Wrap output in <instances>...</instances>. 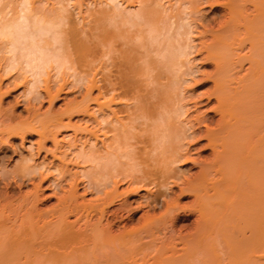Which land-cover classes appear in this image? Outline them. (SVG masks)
I'll return each mask as SVG.
<instances>
[{
    "label": "bare ground",
    "instance_id": "obj_1",
    "mask_svg": "<svg viewBox=\"0 0 264 264\" xmlns=\"http://www.w3.org/2000/svg\"><path fill=\"white\" fill-rule=\"evenodd\" d=\"M43 1H10L8 10V2L0 8V40L9 54L0 65V86L4 75L22 66L30 77L26 97L50 62L68 70L78 64L83 74L73 79L84 81V98L66 103L62 112L38 119L33 113L14 124L12 113L3 117L0 111V161L7 157L3 144L27 134L38 136L36 154L60 159L56 133L76 130L70 118L81 114L96 127H84L85 133L100 143L81 152L82 162L93 164L81 176L96 197L81 199L77 182L70 181L69 190L52 192L56 203L42 209L38 203L48 171L61 173L65 167L49 168L45 162L47 169L42 161L32 166L31 153L3 171L0 264H264V0H100L97 9L84 10L83 0H52L49 8ZM201 5L220 6V14L206 19ZM197 18L205 23L198 21L201 39L193 45ZM194 51L200 57L190 59ZM193 61L212 70L201 72ZM245 62L249 66L242 73ZM189 80L211 82L199 94L191 90L188 101L191 107L214 101L207 111L218 115L216 120L208 112L181 117L188 110L182 93ZM46 90L51 105L61 89ZM7 93L0 90V103ZM49 140L56 152L45 148ZM202 140L199 149H210L211 159L197 162L190 152ZM188 162L199 170L185 177L179 167ZM44 167L49 177L42 175ZM122 182L127 186L119 190ZM26 184L32 190L19 200L10 193L12 186ZM138 191H145L141 203L147 209L142 222L130 227L124 220L137 210L128 198ZM184 197L192 199L180 205ZM115 201L120 203L113 207ZM158 206L162 211L156 215ZM122 221L117 229L115 223Z\"/></svg>",
    "mask_w": 264,
    "mask_h": 264
},
{
    "label": "rangeland",
    "instance_id": "obj_2",
    "mask_svg": "<svg viewBox=\"0 0 264 264\" xmlns=\"http://www.w3.org/2000/svg\"><path fill=\"white\" fill-rule=\"evenodd\" d=\"M2 1V0H1ZM0 1V2H1ZM3 1H5V0H3ZM1 2V5H0V8L2 7V6H5L6 4H8L7 5V10H8V8H10L11 6H12V3H15V2H18V1H20V0H6L5 2ZM44 1H45V3H44ZM43 1V3H44V5H43V7H45V8H49L51 5V2H52V0L50 1V2H46V0H44ZM48 1V0H47ZM54 1V0H53ZM73 1V0H72ZM92 1V2H91ZM100 0H94V2H93V0H83V4H86L85 6L84 5H82V9L84 10V9H86L85 7L87 6V7H90L89 9H97V8H95V7H97L98 6V2H99ZM6 2H8V3H6ZM6 3V4H5ZM42 3V4H43ZM93 3V4H92ZM5 4V5H4ZM95 4V5H94ZM92 5V6H91ZM166 4H164V6H165ZM204 6V7H203ZM201 5V7H200V9H201V11L203 12H200V13H202L203 15H204V17H206V19L207 18H210V17H212V16H214L215 14L216 15H218V14H220V9L221 8H218V7H220V6H216V7H214L212 10H210L209 9V7H207V6H205V5ZM249 6V7H248ZM250 7H251V9H250ZM249 8V9H248ZM6 9V8H5ZM253 8H252V6L251 5H248L247 4V12H252V11H249V10H252ZM72 10V12H74V11H76V10H73V9H71ZM205 13V14H204ZM74 16H76V14H75V12L74 13H72ZM199 15L200 14H197V16L196 17H199ZM219 19H220V17H219ZM196 21H195V26H196V28H194V30H192L193 31V35L191 34L190 36L191 37H193L192 39L195 41H193V45H197L198 44V41H200L199 39H201V37H199L200 35L198 34V32L200 31V30H202V27L199 25V23L200 22H202V21H200L198 18L197 19H195ZM198 21H200V22H198ZM204 21V20H203ZM197 22V23H196ZM194 23V22H193ZM203 23V22H202ZM204 23H205V21H204ZM203 23V24H204ZM197 26H200V27H198V29H197ZM192 28V29H193ZM199 30V31H198ZM197 31V32H196ZM198 34V35H195V34ZM195 35V36H194ZM196 37V38H195ZM199 37V38H198ZM207 37V39L209 38L208 36H206ZM204 39H206L205 37H204ZM203 39V40H204ZM3 42L0 40V56H1V59L3 60L2 62H1V60H0V65H4V63H5V58H7L8 56H9V54H5V53H7V52H5L4 51V48L3 47H5V46H3L4 45V43L2 44ZM192 43V42H191ZM2 45V46H1ZM6 50V49H5ZM245 51H247V49H244ZM244 50L242 51V53H244ZM246 53V52H245ZM192 55V56H191ZM190 55V59H192V58H199L200 56L199 55H196V52L194 51L193 52V54H191ZM4 58V59H3ZM51 63V62H50ZM49 63V67L48 66H46L47 67V69L45 68V74H41L40 75V82L37 84L38 86H36L37 87V89L36 88H34V92L33 93H39V96H40V94H41V97H39V98H36V100H34V99H32V97H36V95L38 94H35V96H34V94L33 93H31V92H29L30 93V95L29 96H26L25 97V94L27 95V91H26V88L28 87L27 85H26V83H28V79L30 78L28 75V73L26 72L25 74H24V70H23V68H22V66H19V68H21L22 70H20L19 68H17V66H16V68L15 69H17V70H10V72L9 73H13V75L14 76H17V74H19V77L17 76L16 78H14V76L13 75H4V76H6V77H8L7 79H5V77L3 76V81H1V84L3 85H1L0 87V90L3 92H5V89H6V91L9 89V93H7V94H4L3 95V98L1 99V103H0V111H1V113L3 114V117H5L6 116V114L8 115V114H11L12 113V115H13V120L11 121V124H14L15 122L16 123H18V121L20 122V120H24L25 118H27V116H28V119H30V117H32L31 115H33V117H35V115L37 114L38 116L37 117H35V118H41V117H43V115L44 116H47V115H49V113H51V114H53L52 112H59V111H63L65 108L64 107H66L65 105H66V103H67V105H71V103L74 105L75 103H79V101L81 102V100H83V96H84V93H85V84H84V81H76L75 82V79H77L78 78V76L80 75H82L83 73H82V68H84L83 66H78V64H74L75 65V67L77 68H70L69 70H68V68H66V66L64 67H61L62 69H63V71H62V69L61 68H59V69H57V67H55L56 65L54 64V62L53 63H51L50 64ZM79 67H77V66ZM193 65L194 66H198V68H199V71H206V72H209V71H211L212 70V65L210 66V65H200L199 63H198V61H193ZM200 65V66H199ZM249 66V64L247 63V62H245L244 64H243V70L241 71L242 73H244L245 71H246V69H247V67ZM19 70L21 71V72H19ZM56 70H58V71H56ZM82 70V71H81ZM14 71V72H13ZM61 71V72H60ZM72 71V72H71ZM58 72V73H57ZM60 72V73H59ZM71 72V73H70ZM74 72L76 73V74H74ZM48 73V74H47ZM70 73V74H69ZM200 73V72H199ZM22 74L24 75V76H22ZM28 74V75H27ZM59 74V75H58ZM198 74V73H197ZM195 75L196 77H194V79H198L199 77H200V74H198V75ZM72 75V76H71ZM75 75V76H74ZM78 75V76H77ZM26 76V77H25ZM22 77V78H21ZM64 77V78H63ZM70 77H72V79L70 78ZM75 77V79H73ZM17 78H18V80H17ZM23 78L25 79V80H23ZM68 78V79H67ZM185 78H190V77H187V76H185ZM14 79H16V80H13ZM22 79V80H21ZM65 79H67V80H65ZM8 80H10V81H8ZM47 80V81H46ZM74 80V81H73ZM3 82V83H2ZM22 82H23V84H22ZM25 82V83H24ZM79 84H78V83ZM82 82H83V85H82ZM192 82H194L193 80H189V81H187L186 83H183V86H184V88L186 87V89H185V91L186 92H184V90H183V93H182V95H184L185 96V99L183 100L184 101V104L186 105V108H188V110H187V113H186V115L184 116V115H182L181 117H186V116H194V114L195 115H199L200 116V114L202 115L203 113H207V114H209V116H214L213 117V120H216L217 118H218V115H213V112L212 111H207L208 109H210V107H212V105L214 106L215 105V102L214 101H212L211 103H208V104H204L205 103V100H203V102H202V106L201 105H199L198 107H191V102H189L188 100H189V95H190V93H191V90H196L195 91V94H199V93H201L202 91H204L208 86H210L211 85V82L210 81H208V82H205V83H202L203 84V86L202 85H199V81H198V83H197V81H196V83L197 84H195V82L194 83H192ZM16 83V84H15ZM75 83V84H74ZM81 83V84H80ZM19 84V85H18ZM189 84H191V86L189 85ZM16 85H18L17 87H15ZM25 87H24V86ZM47 85V86H46ZM60 85H61V87L62 86H64V88L62 89V88H60ZM82 86H83V88H82ZM192 87V88H191ZM8 88V89H7ZM11 88V89H10ZM13 88V89H12ZM15 88V89H14ZM61 89V91L59 92V96L56 98V99H54L53 100V103L50 105L49 104V102L46 100L47 99V97H46V89H49L48 91H50L51 92V94L53 93H57L58 92V90L59 89ZM190 90V91H189ZM24 91H26V92H24ZM188 91V92H187ZM199 92V93H198ZM25 93V94H24ZM31 94H33V95H31ZM95 94H96V90H93L92 92H91V95L92 96H95ZM189 94V95H188ZM188 95V96H187ZM182 101V102H183ZM189 102V103H188ZM188 104V105H187ZM50 105V106H49ZM91 106H92V104H90V108H91ZM190 106V107H189ZM27 107V108H26ZM190 108V109H189ZM3 109V110H2ZM93 109H95L94 108V104H93V107H92V110ZM198 109V110H197ZM205 110V111H204ZM202 111V112H201ZM14 112V113H13ZM0 113V114H1ZM4 113H6V114H4ZM35 115H34V114ZM199 113V114H198ZM1 114V115H2ZM9 116V115H8ZM65 116V115H64ZM14 117H15V120H14ZM17 117V118H16ZM180 117V118H181ZM83 118V119H82ZM86 118L87 117H85V116H83V115H77V114H74L73 116H71V123L73 124V125H75L74 127H76V132H74V130L72 129V127H67V128H61V130H59V132H57L56 133V140H58L59 141V144L62 146V148H59L57 151H59V152H56V150L54 149L55 147H53V144H52V142H51V140H49V141H47L46 143H45V148L46 149H54L55 150V155L57 156V154H58V156H61V158L59 159V158H57L56 157V159H55V157H52V155H51V153L50 152H48L47 154L46 153H43V152H40L41 154H36L35 152H36V141H37V138H38V136L37 135H35V134H27L26 136H25V139L24 140H21L19 137H14V138H12V139H10V142L11 143H9V145L10 146H8V144H3L4 146L3 147H5V149L7 150V152L5 153V156H7L6 158H4L2 161H0V188H2V186H3V181L1 180V179H3V176H1V175H3V171H4V173H6V172H8V171H10V170H13L16 166H18L19 165V163H21V161H25V159L27 158L28 159V157H30V156H28V155H30L31 153H32V156H31V160L32 161H29V164H31L32 166H33V164L34 165H38V163L40 164V163H44V166H45V164L47 163V165L46 166H48L49 168H50V166H60V168H62L61 166H63V170L65 171H62L63 172V174H62V172L60 173H58V172H56V171H52V168L48 171L45 167L44 168H41V170H43L44 172V174L42 173V175L44 176L45 174H46V172L50 175V180H51V182H52V184H53V182L54 183H60V184H62L61 185V187L63 188L64 187V189H60L59 187H55V185L53 186L52 184H51V182H50V180L48 181H45V182H43V184H42V187H41V194L42 195H40V197L41 198H43L44 200H41V202H39L38 203V205H39V207L40 208H42V209H46V208H49L50 206H52V205H54L55 203H56V196H59V194L60 195H62L65 191H68L69 190V188H70V185L69 184H71V182H77V184H78V187H77V192H78V194L80 195V198L81 199H83L84 198V200H91L92 198L94 199L95 197H96V193H95V191L93 190H89V189H87V184H86V178H82L83 176H81V173H87V172H89V171H91V168L90 167H92V163H89V162H82V161H84L83 159H81L82 158V154H81V152H82V150H88L90 147H92L93 148V146H94V144L93 143H95V142H97V144L94 146V148H98V147H100V143H99V141H95L94 142V140H93V137L91 136V135H89L88 133H85L86 132V130H89V129H91V130H93V129H95L96 127H95V125H94V123L92 124V122H86L85 123V121L84 120H86ZM27 119V120H28ZM68 120V118L67 117H64L63 118V122H66ZM24 121H26V119L24 120ZM212 125V124H211ZM84 127H86V128H84ZM84 128V129H83ZM86 129V130H85ZM89 135V136H88ZM21 141H23V142H21ZM184 142H186V140H184ZM22 143V144H21ZM31 143H33L32 144V152L29 150V149H31L29 146L31 145ZM204 143H205V140H202V141H199V143L196 145V147H197V149L196 148H194V149H192L191 150V156L190 157H192V158H195L194 160H196L197 162H199L200 160H202V159H211V155H210V152H211V150L210 149H206V150H200L199 149V147L201 146V144L202 145H204ZM91 144V145H90ZM92 144H93V146H92ZM6 145V146H5ZM15 147V148H14ZM9 148V149H8ZM11 148H13V149H11ZM81 148V149H80ZM13 150V151H12ZM80 150V151H79ZM200 150V151H199ZM15 151V152H14ZM53 151V150H52ZM60 151H62V152H60ZM79 151V152H78ZM195 151V152H194ZM210 151V152H209ZM64 152V153H63ZM200 154H199V153ZM44 154H46V156L44 155ZM37 155V156H36ZM81 157H80V156ZM210 155V156H209ZM63 156V157H62ZM78 156H79V158H78ZM195 156V157H194ZM209 156V157H208ZM45 157V158H44ZM77 157V158H76ZM43 159V160H42ZM62 159V160H61ZM51 160V161H50ZM42 161V162H41ZM53 161V162H52ZM65 161V162H64ZM2 162V163H1ZM31 162V163H30ZM46 162V163H45ZM63 164H62V163ZM51 164V165H50ZM78 164V165H77ZM50 165V166H49ZM195 165V166H194ZM192 164V163H185L184 165H181L179 168L181 169V170H183V176H190V175H195V174H197V171L199 170V166L197 165V164ZM177 166V165H176ZM186 166V167H185ZM14 167V168H13ZM189 168V169H188ZM47 171H46V170ZM83 169V170H82ZM62 170V169H61ZM67 171V172H66ZM75 171H77L78 173H76ZM66 173V174H65ZM68 173H69V175H68ZM195 173V174H194ZM51 174H52V177H51ZM71 174V175H70ZM74 174H76L75 176H74ZM79 174V175H78ZM47 175V174H46ZM45 175V176H46ZM49 175H47L48 177H49ZM38 176V175H37ZM61 176H64L65 177V180L64 179H62V177ZM71 176V178H69ZM73 176L75 177V178H73ZM77 176V177H76ZM80 176V177H79ZM2 177V178H1ZM58 177V178H57ZM61 177V178H60ZM54 178H55V181H54ZM80 178V180H78ZM38 179H39V176L37 177V181H38ZM56 179H58V182H57V180ZM60 179V180H59ZM76 179V180H75ZM81 179H83V181L81 180ZM36 180H35V182H36ZM64 180V181H63ZM74 180V181H73ZM71 181V182H70ZM80 181V182H79ZM82 181V182H81ZM50 182V183H49ZM50 184V185H49ZM68 184V185H67ZM52 186V187H51ZM69 186V187H68ZM127 186V184L126 183H121L120 185H119V187H118V189L119 190H123L125 187ZM12 187H14V188H12V189H10L11 191H10V193L11 192H13V191H15L16 192V194L14 193V197H17L18 195L20 196V195H23V194H26L27 192H29V191H31L32 190V186L30 185V184H26V186H22L20 189H17V188H15V186H12ZM45 187V188H44ZM56 189H55V188ZM86 187V188H85ZM57 188H59V189H57ZM122 188V189H121ZM15 189V190H14ZM19 190V191H18ZM57 190V191H56ZM27 191V192H26ZM62 191V192H61ZM174 191V194H177V192H178V190H177V188L176 187H173L172 188V192ZM23 192V193H22ZM52 192H55L57 195L56 196H54L53 195V193ZM12 193V194H13ZM53 195V196H52ZM145 195V191H138L137 192V194H134V195H132L131 197H129L128 198V201L131 203V206L133 207V208H136V209H133V212L135 213V210H137L136 211V213L135 214H133V217L130 219V220H132V222L129 220V219H126V220H124V221H127V224L126 225H128V226H130L131 227V225L133 226V225H136V224H140L142 221L141 220H143V219H141L140 217H141V215L145 212V210L147 209L145 206H144V204H142V203H144V200H143V196ZM82 196V197H81ZM50 197V198H49ZM135 197V198H134ZM18 198V197H17ZM191 197H184V198H181L180 199V202H179V204L180 205H185V204H187L188 202H190L191 201ZM18 200H19V198H18ZM190 200V201H189ZM17 201V200H16ZM143 201V202H142ZM42 202H44V203H42ZM116 202V203H115ZM114 203L115 204H113L114 206L113 207H116V206H118V204L120 203V201H115ZM142 202V203H141ZM54 203V204H53ZM136 203V204H135ZM140 203L142 204L141 205V207L140 208H138L137 209V207H135V206H138V205H140ZM135 205V206H134ZM49 206V207H48ZM159 207V206H158ZM160 208V207H159ZM159 208L157 209H155V214L156 215H158V213H160L162 210H161V208H160V210H159ZM140 209V210H139ZM152 211V210H151ZM157 211V212H156ZM132 212V211H131ZM130 213V211L129 212H123V216H126V214L128 215ZM151 213V215H152V212H150V210H149V214ZM195 218V215H192L190 218H189V221H185L184 223H189L190 221H192L193 219ZM69 219H71V220H73V219H75V217L74 216H71ZM139 219H141V220H139ZM138 220L140 221V222H138ZM124 221H122L121 223H115V225H117V226H119V228H117V229H120V227L122 226L121 224H123V222ZM138 222V223H137ZM130 224V225H129ZM180 224V223H179ZM114 225V230H116L117 231V229H116V227L117 226H115ZM127 226V227H128ZM129 228V227H128ZM177 246H180V244H178ZM262 261H264V260H262Z\"/></svg>",
    "mask_w": 264,
    "mask_h": 264
}]
</instances>
